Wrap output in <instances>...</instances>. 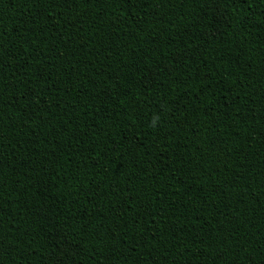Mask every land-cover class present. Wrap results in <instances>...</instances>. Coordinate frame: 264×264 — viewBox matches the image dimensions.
Returning <instances> with one entry per match:
<instances>
[{"label": "trees", "instance_id": "obj_1", "mask_svg": "<svg viewBox=\"0 0 264 264\" xmlns=\"http://www.w3.org/2000/svg\"><path fill=\"white\" fill-rule=\"evenodd\" d=\"M0 264H264V0H0Z\"/></svg>", "mask_w": 264, "mask_h": 264}, {"label": "snow or ice", "instance_id": "obj_2", "mask_svg": "<svg viewBox=\"0 0 264 264\" xmlns=\"http://www.w3.org/2000/svg\"><path fill=\"white\" fill-rule=\"evenodd\" d=\"M193 51H195V49H193ZM170 65H171V60L168 61V66H158L157 68L151 69V70L145 69L144 70L145 81H147V83L150 85L151 82H152V77L154 75L158 76L163 71H168V67ZM120 83L123 84L124 83L123 80H121ZM133 86H135V85H133ZM125 87H127V85H125ZM107 96H110V93H107ZM103 103H104V101H101V104H103ZM45 107H47V106L45 105ZM98 108H99V106H98ZM102 112H103V108H99V110L96 113V115H100Z\"/></svg>", "mask_w": 264, "mask_h": 264}, {"label": "clouds", "instance_id": "obj_3", "mask_svg": "<svg viewBox=\"0 0 264 264\" xmlns=\"http://www.w3.org/2000/svg\"><path fill=\"white\" fill-rule=\"evenodd\" d=\"M155 120H156V118L154 117V118H153V123H155Z\"/></svg>", "mask_w": 264, "mask_h": 264}]
</instances>
